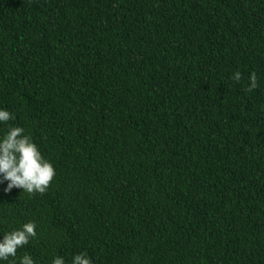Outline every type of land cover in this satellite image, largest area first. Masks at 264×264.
<instances>
[{"label": "trees", "instance_id": "1", "mask_svg": "<svg viewBox=\"0 0 264 264\" xmlns=\"http://www.w3.org/2000/svg\"><path fill=\"white\" fill-rule=\"evenodd\" d=\"M0 110L56 172L0 264H264V0H0Z\"/></svg>", "mask_w": 264, "mask_h": 264}, {"label": "clouds", "instance_id": "2", "mask_svg": "<svg viewBox=\"0 0 264 264\" xmlns=\"http://www.w3.org/2000/svg\"><path fill=\"white\" fill-rule=\"evenodd\" d=\"M234 81L242 79L240 72L232 76ZM258 87L257 76L253 72L250 76V87L252 91ZM13 114L6 110H0V124H8L13 120ZM0 183L7 181L6 192L13 188L22 189L30 195H43L47 192L51 182L56 176L53 165L44 159L31 137L24 134L20 126H11L7 134L0 138ZM36 224L28 222L20 230L5 233L3 241L0 242V260L9 261L15 258L17 250L28 245L30 240L36 238ZM19 264H34V260L27 253L20 258ZM52 264H65L63 257H55ZM72 264H92L86 254L81 253L73 258Z\"/></svg>", "mask_w": 264, "mask_h": 264}]
</instances>
